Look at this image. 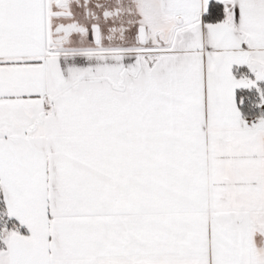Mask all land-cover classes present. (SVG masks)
I'll return each mask as SVG.
<instances>
[{
    "label": "snow or ice",
    "instance_id": "obj_1",
    "mask_svg": "<svg viewBox=\"0 0 264 264\" xmlns=\"http://www.w3.org/2000/svg\"><path fill=\"white\" fill-rule=\"evenodd\" d=\"M0 264H264V0H0Z\"/></svg>",
    "mask_w": 264,
    "mask_h": 264
}]
</instances>
